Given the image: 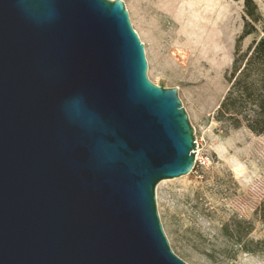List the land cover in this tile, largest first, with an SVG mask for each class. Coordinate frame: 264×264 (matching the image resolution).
Here are the masks:
<instances>
[{
	"label": "water",
	"instance_id": "1",
	"mask_svg": "<svg viewBox=\"0 0 264 264\" xmlns=\"http://www.w3.org/2000/svg\"><path fill=\"white\" fill-rule=\"evenodd\" d=\"M147 72L123 0H0V264H187L156 190L195 129Z\"/></svg>",
	"mask_w": 264,
	"mask_h": 264
},
{
	"label": "rangeland",
	"instance_id": "2",
	"mask_svg": "<svg viewBox=\"0 0 264 264\" xmlns=\"http://www.w3.org/2000/svg\"><path fill=\"white\" fill-rule=\"evenodd\" d=\"M145 48L148 78L166 79L195 129L193 172L163 181L157 209L173 252L187 264H264V137L217 120L237 50L264 38V0H123ZM255 32L238 40L246 26ZM244 224L240 232L225 226ZM229 235L261 242L248 253Z\"/></svg>",
	"mask_w": 264,
	"mask_h": 264
},
{
	"label": "trees",
	"instance_id": "3",
	"mask_svg": "<svg viewBox=\"0 0 264 264\" xmlns=\"http://www.w3.org/2000/svg\"><path fill=\"white\" fill-rule=\"evenodd\" d=\"M246 9L253 21L259 22L257 6L252 0L246 1ZM254 32L255 28L247 25L238 45ZM228 83L229 91L218 109L217 120L234 129L246 127L253 134L264 137V38L255 41L247 52L237 50ZM243 224L236 221L226 225L225 230L233 229L239 233ZM229 238L248 253L258 252L261 245V242L247 240L245 236L229 235Z\"/></svg>",
	"mask_w": 264,
	"mask_h": 264
}]
</instances>
